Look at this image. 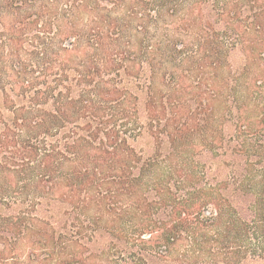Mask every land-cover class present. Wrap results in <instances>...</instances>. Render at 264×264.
Masks as SVG:
<instances>
[{"label":"trees","instance_id":"trees-1","mask_svg":"<svg viewBox=\"0 0 264 264\" xmlns=\"http://www.w3.org/2000/svg\"><path fill=\"white\" fill-rule=\"evenodd\" d=\"M256 261L264 0H0V264Z\"/></svg>","mask_w":264,"mask_h":264},{"label":"rangeland","instance_id":"rangeland-1","mask_svg":"<svg viewBox=\"0 0 264 264\" xmlns=\"http://www.w3.org/2000/svg\"><path fill=\"white\" fill-rule=\"evenodd\" d=\"M229 61L233 67H236V68L240 67L244 62V57H243L242 52L240 50H237V49L233 50L231 52V56H230ZM141 100H143V99H141ZM148 145H149V138L143 139L137 143L138 148H142L144 150L149 148ZM251 264H263V261H256V262L251 263Z\"/></svg>","mask_w":264,"mask_h":264}]
</instances>
